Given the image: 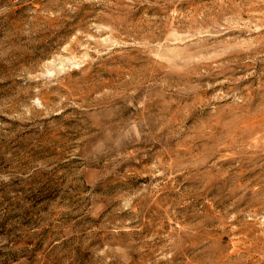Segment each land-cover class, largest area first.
I'll list each match as a JSON object with an SVG mask.
<instances>
[{"label": "rangeland", "instance_id": "obj_1", "mask_svg": "<svg viewBox=\"0 0 264 264\" xmlns=\"http://www.w3.org/2000/svg\"><path fill=\"white\" fill-rule=\"evenodd\" d=\"M0 264H264V0H0Z\"/></svg>", "mask_w": 264, "mask_h": 264}]
</instances>
